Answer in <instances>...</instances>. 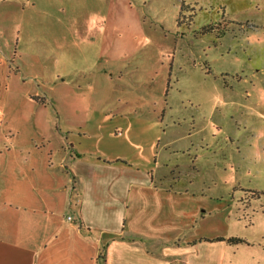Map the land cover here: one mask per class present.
<instances>
[{
  "label": "rangeland",
  "instance_id": "rangeland-1",
  "mask_svg": "<svg viewBox=\"0 0 264 264\" xmlns=\"http://www.w3.org/2000/svg\"><path fill=\"white\" fill-rule=\"evenodd\" d=\"M0 57L10 160L179 164L178 187L216 198L214 253L264 264V0H0Z\"/></svg>",
  "mask_w": 264,
  "mask_h": 264
},
{
  "label": "crops",
  "instance_id": "crops-1",
  "mask_svg": "<svg viewBox=\"0 0 264 264\" xmlns=\"http://www.w3.org/2000/svg\"><path fill=\"white\" fill-rule=\"evenodd\" d=\"M30 97L47 102L38 91ZM5 148L0 264H227L228 257L214 253L225 242L218 246L211 242L216 235H200L216 198L178 187L179 164H172L171 175L160 174L158 157L149 169L125 159L88 158L73 145L51 150L48 160H34L19 146L13 162L12 147ZM10 167L20 175H10Z\"/></svg>",
  "mask_w": 264,
  "mask_h": 264
},
{
  "label": "trees",
  "instance_id": "trees-1",
  "mask_svg": "<svg viewBox=\"0 0 264 264\" xmlns=\"http://www.w3.org/2000/svg\"><path fill=\"white\" fill-rule=\"evenodd\" d=\"M209 29H212V28H210L209 26H205V27L203 28V31H206V30H209ZM216 239H218V240H222V239H224V238H223V237H218V238H216ZM230 240H232V241H241L240 238H230Z\"/></svg>",
  "mask_w": 264,
  "mask_h": 264
},
{
  "label": "built area",
  "instance_id": "built-area-1",
  "mask_svg": "<svg viewBox=\"0 0 264 264\" xmlns=\"http://www.w3.org/2000/svg\"><path fill=\"white\" fill-rule=\"evenodd\" d=\"M69 218H71V216H69Z\"/></svg>",
  "mask_w": 264,
  "mask_h": 264
}]
</instances>
